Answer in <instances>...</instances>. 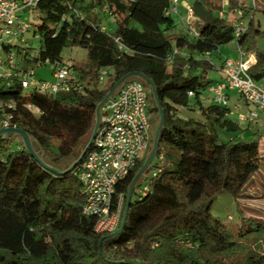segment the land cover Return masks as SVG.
<instances>
[{"label":"trees","instance_id":"1","mask_svg":"<svg viewBox=\"0 0 264 264\" xmlns=\"http://www.w3.org/2000/svg\"><path fill=\"white\" fill-rule=\"evenodd\" d=\"M245 1H233L242 11L240 20H248L238 36L227 20L193 5L198 17L193 37L172 32L171 0L36 3V22L30 23L40 40L36 55L29 59V48L13 44L3 46L7 56L14 47L23 63H48L54 72L62 66L65 47L87 53L85 65L67 67L73 79L56 93L23 89V63L14 64L13 75L0 82V102L12 117L10 125L36 140L46 164L68 168L59 169L90 135L98 103L127 73H142L154 83L164 122L156 155L136 182L125 224L115 236L110 235L116 230L97 233V217L82 212L85 198L77 176L82 162L56 175L18 139L0 140V264H264V225L245 216L237 204L264 167L261 139L248 138L254 132L230 118L229 107L214 102L203 106L199 97L214 85L206 77L214 69L206 56L232 41L245 57L255 58L248 69L253 81L264 79V51L255 41L264 32L254 20L255 2ZM107 17L113 19L111 29L103 24ZM102 70L106 76L100 86ZM147 89L149 113L158 117ZM196 109L198 118L182 113ZM146 156L115 185L110 210L116 212L121 199L117 229L128 187ZM221 194L234 201L235 229L212 215ZM255 236L261 237L262 249L247 254V242Z\"/></svg>","mask_w":264,"mask_h":264},{"label":"built area","instance_id":"2","mask_svg":"<svg viewBox=\"0 0 264 264\" xmlns=\"http://www.w3.org/2000/svg\"><path fill=\"white\" fill-rule=\"evenodd\" d=\"M39 0H0V52L4 45H13L14 40L27 44L25 35L31 25L22 22L18 13L25 9H33ZM252 5L255 0H251ZM179 0H173L170 14L177 13ZM187 18L193 17V9L184 2ZM239 18L242 11L236 13ZM236 20V19H235ZM238 21V20H237ZM235 35L243 31L242 22H237ZM196 36L195 29L191 30ZM37 38V36H35ZM239 58L225 59L221 68L223 78L209 88L215 104L227 106L229 92H236L245 103L255 110L246 116H239L240 122L257 118L258 113L264 114V89L258 86L248 73L249 61L244 53L238 50ZM7 67L0 55V82L13 75L10 69L14 67V59L8 56ZM28 75L23 76L21 87H37L39 91L56 93L66 88V82L73 79L65 66H58L53 72V82H34ZM106 72L101 71L100 79ZM189 96L193 94L188 93ZM11 107V103H5ZM30 110L35 109L28 106ZM0 129L10 128L11 115L3 112L0 102ZM151 115L149 113L148 89L139 80L129 79L123 82L112 98L100 109V127L96 137L87 151L79 170L78 179L85 201L82 212L85 215H95L97 233L109 234L115 231L119 223L121 199L116 212H111V200L116 183L124 178L149 152L152 143ZM103 229L100 231L99 228Z\"/></svg>","mask_w":264,"mask_h":264},{"label":"rangeland","instance_id":"3","mask_svg":"<svg viewBox=\"0 0 264 264\" xmlns=\"http://www.w3.org/2000/svg\"><path fill=\"white\" fill-rule=\"evenodd\" d=\"M172 4H173V0ZM181 2L188 3L191 7L198 3V8L204 13L216 18H224L230 23L235 30L238 27L237 22H242L243 28L246 27L248 24V20H240L239 16L236 14L238 9L235 6L234 0H179ZM255 7L258 12L255 13L254 20L258 22L259 30L264 32V13L261 12L264 9V0H255ZM246 5H251V0L245 1ZM177 8V13H172L171 17L173 18V22L175 27L173 28L172 32L175 34H182L184 36L190 37L188 28L191 24L194 26L195 21L198 20V17L187 18L186 10ZM19 18L22 22H26L28 24L35 23L36 18L35 14L33 13L32 9H25L18 13ZM236 19V20H235ZM239 19V21H237ZM103 24L107 29H111L113 25V19L111 17H107L103 20ZM26 38V45L21 44L18 40H14L13 44L19 46L21 49L27 47L29 48L28 51V58H33L40 46V40L35 38L33 35V27H30L29 31L25 35ZM256 46L258 49L264 51V36L257 35L255 37ZM3 60L7 62L8 56L4 51L0 52ZM209 57L213 63H216L217 58H228V59H236L239 58L238 49L235 41H232L228 44L221 45L216 51L212 52ZM12 58L14 59V64L18 65V63H23L21 57L17 54L16 49L12 48L11 53ZM62 58V66L69 67L72 65H85L87 63V53L85 49L78 48V47H65L61 53ZM7 67V64L5 63ZM27 72L26 73H19L23 76H29L34 82L41 83V82H53V66L51 64H43V65H36L32 61L23 63ZM8 68V67H7ZM11 73H13L12 69H10ZM208 76L213 79L219 78V73L216 71H208ZM105 83V79L100 81V86ZM260 86L264 87V83L259 82ZM209 89L202 90L201 94L199 95L203 106L213 103L212 98L209 96ZM193 102V101H192ZM227 107L231 109V113L229 115L232 119H238L239 116H245L247 113V108L251 107V105L246 104L245 101L239 97L236 92L231 93V97L228 100ZM189 116L198 118V110L195 111H188ZM151 115V127L152 132L154 135L155 128L157 125L158 117L156 115ZM249 121V120H248ZM247 121V122H248ZM240 122V121H239ZM254 122V121H253ZM246 122H241V124H245ZM251 132L254 134L248 135V138L252 137H259L261 140L264 138V125L262 123H258L256 126L253 125V129ZM256 133V135H255ZM152 135V140H153ZM247 135V133H246ZM90 136V135H89ZM89 136L84 140L83 144L79 147L76 152V155L70 159L65 160L62 162L59 169H65L69 167L80 155L81 149L87 144L89 140ZM35 150L41 155L43 159L42 151L40 150L37 143H33ZM152 146V143H151ZM151 149V147H150ZM260 150L261 154L264 157V143L260 141ZM150 152V150H149ZM148 152V153H149ZM148 155V154H147ZM147 157V156H146ZM238 208L242 211L245 216L251 217L252 219L260 222L264 225V167H261L260 170L252 177L249 184L246 186L242 195L237 199ZM212 215L219 219L223 223H227L231 225L232 228H236L238 226V218L235 217V204L233 199L228 194H221L217 197L215 203L212 207ZM103 228L100 227L99 230L101 231ZM261 237L255 236L250 241L247 242L249 246V251L247 254L254 253V251H261L262 247L260 244Z\"/></svg>","mask_w":264,"mask_h":264},{"label":"water","instance_id":"4","mask_svg":"<svg viewBox=\"0 0 264 264\" xmlns=\"http://www.w3.org/2000/svg\"><path fill=\"white\" fill-rule=\"evenodd\" d=\"M129 79H135V80H139L142 81L150 90L151 96L153 101L155 102L157 111H158V121H157V125L155 128V132L153 135V140H152V146L150 149V152L148 153L142 167L140 168V170L134 175L133 179L131 180V183L128 187V191L126 194V198H125V206H124V210H123V216L121 219V224L119 226L118 229H116L115 232H113L110 236H115L118 233L121 232L125 221H126V216H127V211L129 208V203L132 197V192L133 189L135 187L136 182L140 179V177L148 172V167L151 164V162L153 161L156 152H157V148H158V142H159V137H160V132L163 126V122H164V116H163V111L161 108V104L159 101V98L157 96L156 93V88L154 83L145 75H143L142 73L139 72H131V73H127L126 75H124L123 77H121L120 79H118L111 87V89L108 91V93L105 95V97L102 99V101H100L98 103V105L96 106L95 109V114H94V125L92 128V131L90 133L89 136V140L87 142V144L81 149L80 155L78 156V158L64 171H60L48 164H46L44 162V160L41 158V155L35 150L33 143H37L36 140L30 136L26 131L16 128V127H10V128H5V129H0V140H9V139H18L20 141V143L22 144V146L24 147V149L30 154V156L37 161L43 168L49 170L50 172L56 174V175H63L65 173L70 172L71 170H73L77 165H79L87 151L90 149L95 137H96V133L100 127V109L101 107L104 105L105 102H107L108 100H110L113 96V94L116 92V90L118 89V87L125 81L129 80Z\"/></svg>","mask_w":264,"mask_h":264},{"label":"crops","instance_id":"5","mask_svg":"<svg viewBox=\"0 0 264 264\" xmlns=\"http://www.w3.org/2000/svg\"><path fill=\"white\" fill-rule=\"evenodd\" d=\"M185 3V2H184ZM187 5H189L188 3H187ZM177 6H179L180 8H182V9H185L184 8V6H183V3L182 4H178ZM190 6V5H189ZM228 20V19H227ZM194 29V27L190 24L189 25V28H188V32H189V35H190V37H193V35H192V31L191 30H193ZM211 55L209 54V55H207L206 56V59L210 62V64H212L213 66H214V69L213 70H210V71H216V72H218L219 73V78L218 79H213V78H211V77H209L208 76V72L206 73V77L208 78V79H210V80H212L213 82H212V84H216L217 82H220L221 80H222V78H223V74H222V71H221V68H222V64H223V62H224V60L225 59H228V58H223V59H221V58H217L216 59V63H213V61H211V59L209 58ZM204 58V57H203ZM246 59H248V61H249V67H251L252 65H254L255 64V58L252 56V55H250V56H247V57H245ZM73 76H75L76 77V75H73ZM262 81V83H264V79L263 80H261ZM261 81H259V82H261ZM258 82V83H259ZM258 83H256L258 86H260ZM260 87H262L263 89H264V87L263 86H260ZM208 92H209V96H207V98L208 97H210V98H212V94H211V92L208 90ZM234 91H232V92H229L228 93V96H229V98L231 97V93H233ZM240 97V96H239ZM201 100V99H200ZM202 102V101H201ZM247 104V103H246ZM255 110V108L251 105V107H249V108H247V113H246V115L249 113V112H251V111H254ZM182 113H184V114H188V111H185V110H183V112ZM245 115V116H246ZM254 121V122H253ZM262 123L263 125H264V114L263 113H258V116H257V118L256 119H254V120H249L247 123H245L244 125H242L243 126V128H247L248 130H250L251 131V129H253V125L254 126H256L258 123ZM260 141H262L263 143H264V138H263V140H260Z\"/></svg>","mask_w":264,"mask_h":264}]
</instances>
